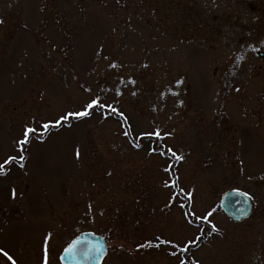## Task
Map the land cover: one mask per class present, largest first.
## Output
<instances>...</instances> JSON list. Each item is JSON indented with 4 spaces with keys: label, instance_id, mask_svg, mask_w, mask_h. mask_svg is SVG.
Wrapping results in <instances>:
<instances>
[{
    "label": "rangeland",
    "instance_id": "obj_1",
    "mask_svg": "<svg viewBox=\"0 0 264 264\" xmlns=\"http://www.w3.org/2000/svg\"><path fill=\"white\" fill-rule=\"evenodd\" d=\"M262 53L264 0H0V249L61 264L91 231L102 264H264Z\"/></svg>",
    "mask_w": 264,
    "mask_h": 264
},
{
    "label": "water",
    "instance_id": "obj_2",
    "mask_svg": "<svg viewBox=\"0 0 264 264\" xmlns=\"http://www.w3.org/2000/svg\"><path fill=\"white\" fill-rule=\"evenodd\" d=\"M252 207L249 196L237 190H227L222 193L219 199L220 210L235 221L247 218L252 212ZM76 241H79L76 245L77 255L73 257L67 254L65 249ZM93 246H98L100 251H95ZM106 253L107 244L101 235L82 231L63 248L59 255V261L61 264H101Z\"/></svg>",
    "mask_w": 264,
    "mask_h": 264
},
{
    "label": "snow or ice",
    "instance_id": "obj_3",
    "mask_svg": "<svg viewBox=\"0 0 264 264\" xmlns=\"http://www.w3.org/2000/svg\"><path fill=\"white\" fill-rule=\"evenodd\" d=\"M99 104V101L98 100H92L90 101L86 106H85V110L84 111H80V112H69V113H66L65 115H63L60 119L61 120H67L69 119L70 117H76V118H79V117H83V116H86L88 115V111L87 109H90L92 108L94 105H98ZM57 123H59V121H57ZM49 127L48 124H45L43 125V128L45 130H47ZM34 130L33 129H26L24 135H25V140L24 141H21L20 143L23 144V143H26L27 142V136H28V133L29 132H33ZM155 135L159 136V133H155ZM169 151H171V149H169ZM173 155H175V153H173ZM178 159L180 157H177ZM16 158L15 157H9L8 160H6L4 162V164H0V170H3L4 168V165L5 164H8L10 161H13L15 160ZM21 159H23V157H21ZM167 186V185H166ZM190 195V194H189ZM213 230H215L214 226H213ZM79 243V241H76L74 242L72 245H70L68 248L65 249V252L69 255H72L73 257H75L77 255V247L76 245ZM46 244H47V238L45 240V264H47V251H46ZM93 249L95 251H100L99 247L98 246H93ZM0 255H2L3 257H6L8 261L11 262V264H16V261L13 259V257L6 251H4L3 249H0Z\"/></svg>",
    "mask_w": 264,
    "mask_h": 264
},
{
    "label": "trees",
    "instance_id": "obj_4",
    "mask_svg": "<svg viewBox=\"0 0 264 264\" xmlns=\"http://www.w3.org/2000/svg\"><path fill=\"white\" fill-rule=\"evenodd\" d=\"M185 207H186V205H185ZM186 215H187V217L189 219H191L190 218V215L187 212H186ZM205 225H206V223H203L202 224L203 228H207V226H205ZM201 236H202L201 238H204L205 239V235L201 234ZM150 244L154 245V247H158L159 245H168V244L170 245L171 243L169 241L165 240V239L159 238L158 241H155V242L154 241H149V242H147L145 244V248L148 247ZM179 252L182 255V261L187 262L184 258H187L186 257V254L189 252V249H187V248L185 249L184 248V250H182V251H180V249H179Z\"/></svg>",
    "mask_w": 264,
    "mask_h": 264
}]
</instances>
